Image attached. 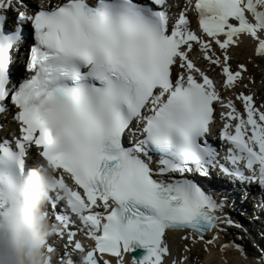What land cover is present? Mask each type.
<instances>
[{"label": "snow or ice", "instance_id": "1", "mask_svg": "<svg viewBox=\"0 0 264 264\" xmlns=\"http://www.w3.org/2000/svg\"><path fill=\"white\" fill-rule=\"evenodd\" d=\"M14 7L13 27L5 30V13ZM188 7L198 17L199 34L190 27ZM24 24L33 38L25 54L29 75L14 80L10 65L23 44ZM241 37L264 58V0H187L175 17L168 0H50L38 7L0 0V114L19 132L14 146L0 142V157L23 170L21 156L31 145L59 173L47 212L52 236H66V242L48 240L49 264H81V257L87 264H112L104 254L124 264L134 247L146 254L132 264H165L171 255L166 232L179 230L184 240L195 234L207 251L217 237L206 233L238 226L217 214L223 203L190 174L207 177L218 166L233 182L264 190V103L241 91L234 96L238 109L190 53L198 48L231 90L246 72L245 64L232 69L228 54ZM214 104L227 109L220 112L219 132L229 145L227 164L207 140ZM126 131L141 138L126 145ZM76 225L93 247L75 239ZM225 246L246 257L235 241L221 252ZM171 264H183V257Z\"/></svg>", "mask_w": 264, "mask_h": 264}, {"label": "clouds", "instance_id": "2", "mask_svg": "<svg viewBox=\"0 0 264 264\" xmlns=\"http://www.w3.org/2000/svg\"><path fill=\"white\" fill-rule=\"evenodd\" d=\"M58 176L39 159L27 171L0 172V264H49L54 229L47 204ZM81 264H87L83 257Z\"/></svg>", "mask_w": 264, "mask_h": 264}, {"label": "bare ground", "instance_id": "3", "mask_svg": "<svg viewBox=\"0 0 264 264\" xmlns=\"http://www.w3.org/2000/svg\"><path fill=\"white\" fill-rule=\"evenodd\" d=\"M191 21H192V28H195V26L198 25V21H197V17H196V14L194 13V11L192 12ZM193 23H196V25L194 26ZM196 49L198 50V53H196ZM244 50L246 52H248V53H251L253 58L257 57L255 55V53H254V42L251 41L250 39H248L247 37H241V42L238 45H236V46L230 47L228 49V54H229V56H232L233 58H236V53L240 52V51H244ZM194 51H195V54H192L191 58L197 63V65L199 67H201L202 69H204V70H206L208 72V70L205 68V66H206L205 62L206 61L203 60L202 54L200 53L199 49L194 46L193 52ZM257 61H258V59H257ZM214 73H217V71H214L211 74L214 76L215 81H216V86L220 90V92H221V94H222V96L224 97L225 100L230 99V98L234 99V96H235L236 93L243 91L242 89H240L241 87L239 88V86L237 88L235 87L234 89H231V90L227 89V88H224L222 86V82H223L224 77L222 76L221 73H219L217 75H214ZM235 104H236V107L238 109L241 108L240 102L235 101ZM207 193L211 194L214 197V199H216V200L219 199V201L217 200L218 203H221V202L223 203V205H224L223 209L228 213L227 215L233 221L234 225H238L239 223H241L239 221L240 216H237V218H234L232 216V214H234V213H242V214H244L242 216L246 217L245 219L247 220V226L248 227H252V225H258V226H260L261 228L264 229V217L259 215V214H255L253 210H249V209H246L244 207H239V206H236V205H233L232 208L229 209V210L226 209V207H229V206H228V204H226V202L223 200V198L227 197L226 199L228 201H230V203H231L232 201H234L236 199L235 196H232L233 194H225L222 191H218V190H215L212 193H209V192H207ZM237 204H239V202H237ZM241 224H243V223H241ZM241 229H243L242 226H241L240 230ZM184 235H185V233H181L180 232V233H177V234L171 233L169 236L165 237L166 242L169 244V248H170V252H171V255L166 258L165 264H171V261L173 259H179L180 257H183L184 255L188 256L190 254L191 257L194 258L195 255L197 254L195 252V249L197 248L198 245L192 244V242H193L192 239H194V238H192L193 235H190L187 240L181 239V237L184 236ZM84 244L85 245H89V242L87 240H85ZM185 245L187 247V250H185L184 247H182V246H185ZM215 246H207V248H209V252L207 254L208 256L205 257V260H206L207 264H214V259H218L217 255L214 256V254H215L214 253V249L216 248ZM232 250H234V249H231V250H227L226 249V251L223 253V257L224 258L220 257V259H222L221 264H227L226 256H232L233 257L232 262L234 264H245L244 261L241 260V258H242L241 253L238 252V251L236 252V251H232ZM209 253H211L212 255L209 256ZM104 258L105 259H109L112 262V264H115V259L116 258H114V257H106V256H104ZM123 259H124V264H132L131 261H129V260L127 261L124 257H123ZM250 263L252 264V262H250Z\"/></svg>", "mask_w": 264, "mask_h": 264}, {"label": "rangeland", "instance_id": "4", "mask_svg": "<svg viewBox=\"0 0 264 264\" xmlns=\"http://www.w3.org/2000/svg\"><path fill=\"white\" fill-rule=\"evenodd\" d=\"M216 51L219 52V49H216ZM238 64H245L246 72L243 74L244 78L239 82L236 88L239 86V88L241 87L240 89H242L244 92H250L255 97L257 104L264 103V58L263 59L262 57L253 58L251 53H248L244 50V51L237 52L236 58H233L232 56H230V65L232 69H236ZM206 67L208 68V65H206ZM209 68H210L209 70L211 73H213L214 71H217V73H214V75L221 73V70L219 68H214L212 66H209ZM245 85L247 87H245ZM240 231L242 232L243 229H241ZM219 245H222V244H219ZM199 248H200L199 245L197 246L196 249L194 248L197 254L195 255L194 261H192L191 264H207L205 257L208 256L207 255L208 251L204 249H203L204 251L197 250ZM207 249L209 250V248ZM232 251L240 252L237 249L232 250ZM198 252L201 253V255ZM214 253H215L214 254L215 256L219 252H216V250L214 249ZM220 257L222 258V256L217 255L218 259H214V264H221L222 259H220ZM242 257H245V256H242ZM261 257L254 259L253 261L252 260L247 261V262L244 261V263L251 264L250 262H252V264H264V261L261 259ZM226 260H227V264H234L232 262L233 260L232 256H226Z\"/></svg>", "mask_w": 264, "mask_h": 264}, {"label": "water", "instance_id": "5", "mask_svg": "<svg viewBox=\"0 0 264 264\" xmlns=\"http://www.w3.org/2000/svg\"><path fill=\"white\" fill-rule=\"evenodd\" d=\"M133 256H134V253H133ZM134 257H135L137 260H139V259H138V255H135Z\"/></svg>", "mask_w": 264, "mask_h": 264}]
</instances>
